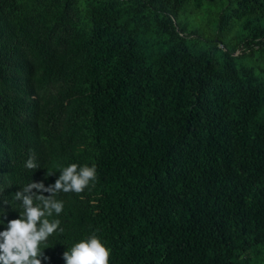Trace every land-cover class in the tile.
Returning a JSON list of instances; mask_svg holds the SVG:
<instances>
[{
  "label": "trees",
  "instance_id": "obj_1",
  "mask_svg": "<svg viewBox=\"0 0 264 264\" xmlns=\"http://www.w3.org/2000/svg\"><path fill=\"white\" fill-rule=\"evenodd\" d=\"M72 163L42 264H264V0H0V231Z\"/></svg>",
  "mask_w": 264,
  "mask_h": 264
},
{
  "label": "clouds",
  "instance_id": "obj_2",
  "mask_svg": "<svg viewBox=\"0 0 264 264\" xmlns=\"http://www.w3.org/2000/svg\"><path fill=\"white\" fill-rule=\"evenodd\" d=\"M25 167L38 168L34 153L30 152ZM59 173L54 184L45 187L43 182H30L14 194L23 210L19 218L9 220L6 229L0 231V264H42L41 258L47 260L40 245L58 230L63 232L58 219H48L53 213L58 216L63 211V201L56 199L57 193H81L97 178L95 165L72 163L61 168ZM62 259L64 264H109L110 250L93 232L67 248Z\"/></svg>",
  "mask_w": 264,
  "mask_h": 264
},
{
  "label": "rangeland",
  "instance_id": "obj_3",
  "mask_svg": "<svg viewBox=\"0 0 264 264\" xmlns=\"http://www.w3.org/2000/svg\"><path fill=\"white\" fill-rule=\"evenodd\" d=\"M218 1V0H217ZM217 3V2H216ZM212 6H213V4H212ZM212 6H210L209 7V10H207L208 11V14H207V11L206 12H199V10H193L192 11V19H196L197 20V22H198V19H199V21L201 20L202 21V28H203V31L205 32V33H208V30H209V32L211 33V31H212V29H211V27L209 26V24H208V22H209V19H210V16L212 15V14H214L216 11H217V9H218V7H212ZM205 7V6H204ZM184 16V15H183ZM189 17H191V15L189 16ZM196 20H195V22H196ZM192 29V28H191ZM243 51V49H238L237 50V54H239L240 52H242Z\"/></svg>",
  "mask_w": 264,
  "mask_h": 264
}]
</instances>
